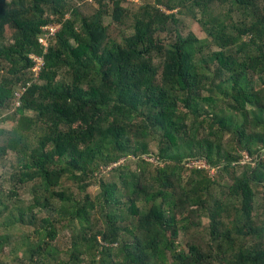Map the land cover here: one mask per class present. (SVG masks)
Returning <instances> with one entry per match:
<instances>
[{"label": "trees", "instance_id": "1", "mask_svg": "<svg viewBox=\"0 0 264 264\" xmlns=\"http://www.w3.org/2000/svg\"><path fill=\"white\" fill-rule=\"evenodd\" d=\"M262 4L153 0L129 9L99 0L93 15H80L72 0H0V63L8 65L0 107L16 101L14 85L23 90L15 126L0 129L1 154L21 165L12 188H0V217L7 228H34L16 264H264V220L254 219L256 188L264 191ZM184 14L206 38L183 33ZM105 17L129 32L113 39ZM32 55L42 60L39 80ZM244 154L252 161L242 164ZM111 162L117 182L97 179ZM94 179L100 191L90 196ZM35 211L46 214L38 221ZM182 229L194 230L188 252L175 245ZM9 243L0 234V264Z\"/></svg>", "mask_w": 264, "mask_h": 264}, {"label": "rangeland", "instance_id": "2", "mask_svg": "<svg viewBox=\"0 0 264 264\" xmlns=\"http://www.w3.org/2000/svg\"><path fill=\"white\" fill-rule=\"evenodd\" d=\"M72 2L74 4H76L77 6V12L80 15H93V13L99 8L98 2L99 0H72ZM153 0H136V1H131V0H121V5L129 8V9H135L137 8L139 5L143 4V3H152ZM103 4H106L109 8L112 7V0H102ZM263 7L264 4L261 5L260 7V12L263 11ZM159 8L162 11L168 12L166 7L163 5H159ZM180 10V8H175L174 9V13H178ZM172 12V11H171ZM225 13V12H224ZM225 15V14H224ZM68 16V15H67ZM181 16V15H180ZM201 16V15H199ZM182 17L184 18V24L181 25V28L183 29V33L187 34L189 31H193L197 36H199L200 38L204 39L207 37V32L202 28L201 24L199 23V21H197L192 15H182ZM237 17L240 18V20H243V18L240 15H237ZM105 23L109 24L110 26V32H111V37L113 39H120L123 33H128L129 30L124 28V26H120L117 23H114L111 21V19L109 17H105L104 18ZM54 27V26H53ZM11 37V32L10 30L6 29L5 32V39L6 42L11 41L10 39ZM246 39H248L247 36H244ZM160 59H155L156 63H159ZM41 64V61L39 59L35 60V64L33 66L32 69H30L32 71V73L30 74L31 77H33L34 80H39L38 79V67ZM6 67H8V65H6V63H0V79L1 77H3L4 75H6ZM61 75H58V78H60ZM14 89L16 90L15 93V99L16 101H12V102H6L5 106L0 107V115L5 116L6 118H8V120H6L5 122H3L0 125V129L4 130V132L8 133L11 131V129L15 126L16 120L19 118V115H15V108L16 106L18 107L20 105V102L18 101V97L23 93L22 86L21 85H14ZM19 102V103H18ZM15 115V117H14ZM25 115L27 116H31L32 113L30 112H25ZM14 117L13 120H10L9 118ZM6 135V134H4ZM4 141H6V137H0V146L3 145ZM30 141L33 142V138L32 136H30ZM149 148L150 151L154 154L157 153V146H156V142L155 141H151L149 143ZM51 149V147H50ZM233 152V151H232ZM146 161L150 162V163H155L158 164L157 160L155 158H149L148 156H142ZM242 155L240 157V160L242 161ZM198 160L196 159H190V164L191 162H196ZM111 164V165H110ZM20 165V161H19V157H17V155H14V153H12L11 151L7 152L6 154L2 155L0 152V188H2L3 190H9L12 188L11 182L9 181V177L12 174H17V167ZM117 164L111 162L108 164V167L106 165H101L99 173H95V176L97 177V179L99 178H103L105 182H110V181H116L117 182V174H115L114 172L110 171V169L114 166H116ZM120 165V164H119ZM132 169H134V166L130 165ZM21 167V165L19 166ZM210 172L212 174H216V169L210 168ZM224 176H227V174H225ZM99 180H92L89 184H91L90 186H88L85 190V192L87 194H89L90 196H94L96 194L99 193L100 188H99ZM89 182V181H86ZM227 183H230L231 181L229 179L226 180ZM65 185L67 186L66 188H69L70 191H73L75 193H78L79 190L77 188V185L72 183V182H65ZM222 190L226 191L225 187H222ZM257 192H256V196H255V200H254V219L255 221H259L264 220V211H263V206H264V191L261 188H256ZM220 191L221 189L219 188L216 192V194L220 195ZM8 193V192H5ZM119 197L120 200H125V194H124V190L121 188V191L119 192ZM30 197L28 196H22V200L23 201H28ZM3 204L8 203V201H6V199H4ZM139 204V203H138ZM140 206V205H139ZM12 207L10 206L9 209H11ZM123 213V215H128L127 213V209L125 207H123L122 209H120ZM16 211H13L12 213H15ZM35 215L37 220L39 221L41 218H43L45 216V212H37L35 211ZM7 213L4 215L6 216ZM4 221V217L1 218L0 217V234H7L8 237V242L9 245H7V247L2 248V254L5 257V259H1L3 261V263L6 264H16L18 263V261H16V257L17 255L21 254V251L18 252L19 250H22V244H21V238L26 237V236H33L32 234L34 233V228L31 226H21L19 224L12 226V228H7V226L3 223ZM28 219L26 218L25 222H27ZM101 219V227L104 226V223ZM201 222L206 224L208 221L206 219H201ZM36 223V222H35ZM96 223V222H94ZM97 224V223H96ZM123 224V223H122ZM6 226V227H5ZM193 232H189L186 233L185 230H181L180 233H178L177 238L175 240V245L177 246L178 249H183L185 251H189V244L192 243L194 236V230H192ZM58 235L60 236L58 238V247L61 250H65L67 248V246L65 245V241L64 239L62 240L61 236H65V240L66 238L69 237L70 233L67 229L64 228L63 231L59 232ZM98 241L99 243L102 245L103 242L100 239V237H98ZM17 254V255H16ZM60 260H64L66 259V255H61Z\"/></svg>", "mask_w": 264, "mask_h": 264}, {"label": "built area", "instance_id": "3", "mask_svg": "<svg viewBox=\"0 0 264 264\" xmlns=\"http://www.w3.org/2000/svg\"><path fill=\"white\" fill-rule=\"evenodd\" d=\"M131 1H136V0H131ZM53 26H54V27H53ZM58 27H59L58 25H49L47 28L53 33L54 31H56V29H58ZM39 40H40V42H41L44 46L47 45V40H46V38L41 37ZM32 58H33L34 62H35V60L39 59V60L41 61V64H42V60H41V58H38V57H36L35 55H32ZM41 64H40V65H41ZM40 65H39V67H38L37 70H39ZM0 124H1V116H0ZM251 161H252V159L249 157V155L244 154V157H243V159H242V164H245V163H247V162H251ZM190 166H191V167H197V168H206V169H209V170H210V168L208 167V165H207L204 161L191 162Z\"/></svg>", "mask_w": 264, "mask_h": 264}, {"label": "clouds", "instance_id": "4", "mask_svg": "<svg viewBox=\"0 0 264 264\" xmlns=\"http://www.w3.org/2000/svg\"><path fill=\"white\" fill-rule=\"evenodd\" d=\"M1 124H2V122H1ZM1 124H0V125H1Z\"/></svg>", "mask_w": 264, "mask_h": 264}]
</instances>
